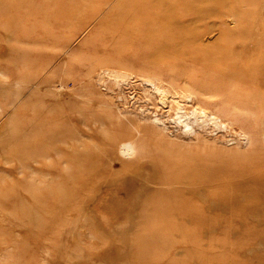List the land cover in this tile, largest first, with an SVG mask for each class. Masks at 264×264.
Masks as SVG:
<instances>
[{
  "label": "rangeland",
  "instance_id": "374dc122",
  "mask_svg": "<svg viewBox=\"0 0 264 264\" xmlns=\"http://www.w3.org/2000/svg\"><path fill=\"white\" fill-rule=\"evenodd\" d=\"M104 2L0 0V264H264V85L212 61L241 42L211 27L175 60L157 20L96 35Z\"/></svg>",
  "mask_w": 264,
  "mask_h": 264
},
{
  "label": "bare ground",
  "instance_id": "6f19581e",
  "mask_svg": "<svg viewBox=\"0 0 264 264\" xmlns=\"http://www.w3.org/2000/svg\"><path fill=\"white\" fill-rule=\"evenodd\" d=\"M107 3L108 0H105V2L98 8H91V10L94 12L93 14H97L96 16H98L100 13H102L106 8ZM237 3H239V5H237ZM117 4H119L118 8H116L117 10H110L109 12L105 13L106 16H108V24H104L100 27V29L94 31L96 35L99 34L100 31L106 32L117 29L119 26L118 19H124L126 17H132L138 23H142L150 19L157 20L159 21L160 27L154 29L155 31H151L153 29H150L147 32H154L155 36L159 37L161 47H163L168 54L172 55V57L177 60L182 58V55L176 54L180 49L183 53H188L187 50L189 47L192 51L203 49L205 43H200L201 41H198L201 35L208 32L211 27L218 26L221 34L224 36V39H228L225 42L226 44L237 39L236 41L238 43L241 42V47L239 53H236V57H233V59H222V55H216L215 57L218 60L213 58L214 60L212 61H218L220 64L232 66L236 61L235 58H246L244 59V61H246L245 66L241 67V69L237 68V66L234 68L237 69L236 73H238V71L243 73L248 71V74L252 76V72L255 70L257 77L260 80L258 84L260 86L264 85V24L260 25L259 23L264 21V15L257 19V11H252L253 8H256L253 7L255 5L253 0H119ZM241 4L242 6H246L248 4L249 8L247 10L242 9V7H240ZM228 11H232V18L234 21L238 22V26L232 30L228 29L227 27H222L221 25L224 12ZM85 12L83 13L84 15L86 14ZM141 14H143L145 18H143ZM84 15L82 18H80V20H87ZM80 20L77 19V22H80ZM169 30L176 31L173 33L170 32V34H174V36H167L168 34L163 36V31ZM183 30L187 34L181 35L180 33ZM147 32L143 31V33H140L138 38L144 42L148 40L147 37H153ZM233 35L236 36V38L232 40L231 37ZM161 36H163V38ZM166 38H169V40ZM216 52L219 51L217 50ZM193 60H195L194 57ZM161 93L165 96L164 92ZM180 109H182V106L179 105L178 110ZM179 117H182L183 120L181 121L185 125H188L191 123L190 120L193 115L187 111H184ZM195 118H197V115H195ZM36 127L37 126L34 123V128ZM42 136L43 138L40 141L35 136L32 137L31 154L29 156L32 157L33 160L39 161V163L41 161V157L45 156L44 151L40 152V150H38L39 147H42V143L46 141L45 133H43ZM110 141L111 145H113L114 143L112 137H110ZM42 150H45V148H42ZM35 168L37 167L35 166ZM66 176L70 181L75 178V174L73 172L66 173ZM31 189L33 194H35L39 188L35 189L34 186H32ZM42 191V198L39 199L44 201V209L46 211L54 210L55 202L53 204L46 203V201L52 202L48 201V198L53 197L54 195L48 190L44 189ZM57 201L58 202L56 203L58 204L59 208L66 212L71 209L72 201L73 203L78 201V196H76L74 200L68 198H58ZM80 229L82 228L80 227ZM90 235L91 234H89V236ZM77 236H80V234H77ZM92 236L93 235H91V237Z\"/></svg>",
  "mask_w": 264,
  "mask_h": 264
}]
</instances>
